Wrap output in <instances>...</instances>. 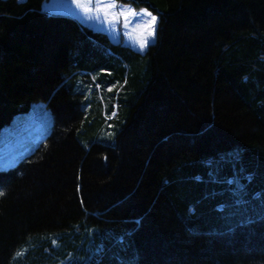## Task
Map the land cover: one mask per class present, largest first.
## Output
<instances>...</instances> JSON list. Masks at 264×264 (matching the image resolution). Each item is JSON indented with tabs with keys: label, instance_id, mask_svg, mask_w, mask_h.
I'll use <instances>...</instances> for the list:
<instances>
[{
	"label": "trees",
	"instance_id": "obj_1",
	"mask_svg": "<svg viewBox=\"0 0 264 264\" xmlns=\"http://www.w3.org/2000/svg\"><path fill=\"white\" fill-rule=\"evenodd\" d=\"M45 1L0 0V133L54 118L0 170V264H264V0H135L144 55Z\"/></svg>",
	"mask_w": 264,
	"mask_h": 264
},
{
	"label": "rangeland",
	"instance_id": "obj_2",
	"mask_svg": "<svg viewBox=\"0 0 264 264\" xmlns=\"http://www.w3.org/2000/svg\"><path fill=\"white\" fill-rule=\"evenodd\" d=\"M113 4L116 6L110 7ZM101 7L110 10L100 12ZM42 10L50 15L71 18L83 27L106 34L114 44L129 47L139 54L144 55L157 42L160 14L135 0H46ZM129 11H134L137 16L125 21L120 13ZM146 11L157 17L156 35L149 37L148 46L141 50L142 37L137 29L150 21ZM112 16H116L119 22L113 21ZM53 125L54 118L45 103H36L28 112L15 116L0 133V170L15 167L34 152L52 133Z\"/></svg>",
	"mask_w": 264,
	"mask_h": 264
},
{
	"label": "snow or ice",
	"instance_id": "obj_3",
	"mask_svg": "<svg viewBox=\"0 0 264 264\" xmlns=\"http://www.w3.org/2000/svg\"><path fill=\"white\" fill-rule=\"evenodd\" d=\"M115 6L116 5L113 4L110 7H115ZM109 10H110L109 7H101L98 9V11L104 13H107ZM88 11H91V9H88ZM120 15L123 17L125 21H127L129 17L135 18L137 16V13H135L134 11H129V12L120 13ZM146 15L151 18L150 21L147 24L143 25L141 28L137 29V31H139L142 37L140 40L141 50H144L148 46V38L149 37L154 38L156 35L155 29L157 24V17L153 15L152 12H148V11H146ZM111 19L113 21L119 22L116 16H112ZM249 179H251V177H249ZM0 195H3V193H0Z\"/></svg>",
	"mask_w": 264,
	"mask_h": 264
}]
</instances>
